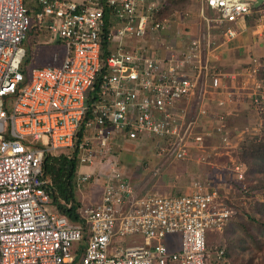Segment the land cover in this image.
Masks as SVG:
<instances>
[{"label":"built area","instance_id":"2783aa9c","mask_svg":"<svg viewBox=\"0 0 264 264\" xmlns=\"http://www.w3.org/2000/svg\"><path fill=\"white\" fill-rule=\"evenodd\" d=\"M170 1L0 0V264H229L206 240L230 215L217 190L194 177L187 192H137L119 154L128 143L155 158L196 155L210 169L225 154L243 177L233 155L262 127L264 59L250 54L229 68L219 53L242 32H260L264 1ZM32 19L62 44L53 63L25 61ZM236 102L248 123L231 122ZM74 149L79 221L48 207L43 169L49 152ZM90 186L99 195L84 199Z\"/></svg>","mask_w":264,"mask_h":264},{"label":"rangeland","instance_id":"374dc122","mask_svg":"<svg viewBox=\"0 0 264 264\" xmlns=\"http://www.w3.org/2000/svg\"><path fill=\"white\" fill-rule=\"evenodd\" d=\"M195 5L194 0H183L176 7L184 9ZM258 28L260 32L254 33L249 29L239 34L234 43L233 40L229 43L230 46L235 45V48H243L244 55L238 56L233 51L230 57L228 50L223 48L222 53H219L221 62L233 68V62L247 59L250 54L264 59V20ZM34 29L30 31L28 39L32 46V64L53 63L51 53L55 50L63 56L64 49L56 34L46 25L38 27V31ZM230 118L232 123L239 125L251 120H248L250 116L248 118L246 107L240 102L232 105ZM135 153L130 144L126 143L121 148L119 158L121 170L134 182L137 192L179 194L191 189L189 185L194 177L201 178L208 188L217 190L221 205L230 209V215L220 229L207 231L208 248L213 253L215 246H223L230 264H259L264 260V172L257 173L260 176L257 178L248 177L245 173L247 166L242 161L245 171L243 177L239 178L230 168V156L225 154L212 156L216 167L210 169L206 163L197 161L196 155L192 159L179 161ZM236 156L237 154L233 155ZM185 165L187 169L184 168ZM82 192L88 200L99 195L95 186H90L85 191L82 189ZM76 193L79 196L81 194L78 190ZM48 207L53 208L52 204ZM170 237L171 235L166 240Z\"/></svg>","mask_w":264,"mask_h":264},{"label":"trees","instance_id":"16d2710c","mask_svg":"<svg viewBox=\"0 0 264 264\" xmlns=\"http://www.w3.org/2000/svg\"><path fill=\"white\" fill-rule=\"evenodd\" d=\"M27 6L30 7V0H26ZM183 0H171L166 3L165 6L169 8H174L177 3ZM257 13L252 12L248 16V24L252 25L250 19L254 17ZM35 28V29H34ZM39 30L34 25V19H32L28 33H27V48L25 61L28 64L32 63V53L31 45L29 43V34L32 30ZM102 52H101V66L99 69V74L104 71V55L107 52L106 42H102ZM234 51L238 53V56L244 55V49L235 48ZM261 57V56H260ZM236 59L238 57H235ZM240 60L233 62L236 65ZM99 74L96 76L93 83V87L90 91L96 92V88L99 81ZM89 98V95H88ZM90 99V98H89ZM249 120V119H248ZM258 138V139H257ZM240 150H238L237 157L239 160L245 162L246 175L251 178L260 177L257 173L264 172V113L262 115V127L257 133H248L241 141ZM43 169L45 176L50 180V198L51 204L59 212L66 214L70 220L79 221L80 220V206L82 204L80 196L77 195L75 190V172L77 169V153L74 149L71 153L61 151V152H49L43 162ZM264 174V173H263ZM251 175V176H250ZM208 245V244H207ZM227 258V252H226ZM230 264V261L227 258ZM264 264V260L259 263Z\"/></svg>","mask_w":264,"mask_h":264},{"label":"crops","instance_id":"0c3cea01","mask_svg":"<svg viewBox=\"0 0 264 264\" xmlns=\"http://www.w3.org/2000/svg\"><path fill=\"white\" fill-rule=\"evenodd\" d=\"M236 39V38H235ZM234 39V40H235ZM234 40H233V43H234ZM235 46V45H234ZM237 47V46H236ZM235 48V47H234ZM234 48H230L229 50H228V55L230 56V57H232L231 55L233 54V51H234ZM246 110H247V108H246ZM246 112V111H245ZM247 114H248V118H249V116H250V114H249V112H248V110H247ZM250 119V118H249ZM230 120H231V118H230ZM142 161V160H141ZM187 165V164H186ZM186 165H185V169H187V167H186ZM155 184V183H154ZM84 199H85V196H84ZM171 240H174L173 242L172 241H170L171 243H170V247L172 248V249H176V248H178V240H179V236H178V234H175V235H171Z\"/></svg>","mask_w":264,"mask_h":264},{"label":"water","instance_id":"95a60500","mask_svg":"<svg viewBox=\"0 0 264 264\" xmlns=\"http://www.w3.org/2000/svg\"><path fill=\"white\" fill-rule=\"evenodd\" d=\"M264 0H254L253 5L254 6H259Z\"/></svg>","mask_w":264,"mask_h":264}]
</instances>
